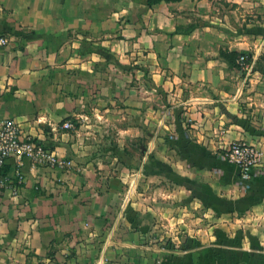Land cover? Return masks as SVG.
Wrapping results in <instances>:
<instances>
[{
  "label": "crops",
  "instance_id": "crops-1",
  "mask_svg": "<svg viewBox=\"0 0 264 264\" xmlns=\"http://www.w3.org/2000/svg\"><path fill=\"white\" fill-rule=\"evenodd\" d=\"M0 38V120L71 162L0 192V264H264V177L216 155L264 151V0H0ZM151 123L163 157L119 165Z\"/></svg>",
  "mask_w": 264,
  "mask_h": 264
},
{
  "label": "built area",
  "instance_id": "built-area-1",
  "mask_svg": "<svg viewBox=\"0 0 264 264\" xmlns=\"http://www.w3.org/2000/svg\"><path fill=\"white\" fill-rule=\"evenodd\" d=\"M5 42L4 38H0V43ZM237 62L241 73L250 75L254 64L249 61L247 55H241ZM70 127L69 123L64 124V128ZM220 158L238 168L241 182H247L256 175L255 168L261 160L258 149L245 142L232 143ZM10 160H14L16 164L12 173L6 171ZM24 160L33 165L60 169L71 164L38 140L25 135L14 119L0 120V192H7L11 196L19 194L25 183V176L21 171Z\"/></svg>",
  "mask_w": 264,
  "mask_h": 264
},
{
  "label": "rangeland",
  "instance_id": "rangeland-1",
  "mask_svg": "<svg viewBox=\"0 0 264 264\" xmlns=\"http://www.w3.org/2000/svg\"><path fill=\"white\" fill-rule=\"evenodd\" d=\"M241 53H245V51H241L240 53H237V56L234 61V66H236L239 69V65L237 60L241 56ZM154 110H157V108L154 107ZM185 124V129L188 130V124L189 121L184 120ZM157 128L158 125L155 123H151L149 125V128L145 130L144 134L141 135V132H138L132 136L133 138H128L127 140H123V142H118L119 143V151L121 152V156H119L118 159V164L120 165L121 163L125 164H130L132 169H139V167L142 166L144 163H149L147 154L150 153L154 158H159L163 157V153H160L161 148L164 146L167 148L168 146V138L174 137L175 131L172 129H165V133L160 134L159 138H161L160 141L156 139L157 137ZM234 142H245L250 145H254L259 153L261 160L258 162V165L255 169L256 175H260L264 173V151L262 147H259L258 145L252 144L251 142H248L246 140L238 139V140H233L229 142L228 144L224 145L222 148H219L216 150V155L220 158L221 156L225 155L226 149ZM153 143V144H152ZM155 143V144H154ZM221 159V158H220ZM153 181H157V177L151 178ZM163 179L160 178L159 181H162ZM161 186V183L159 184L158 182H151L150 184V190L154 196V190L158 187ZM126 193L125 189L122 191V196H124ZM137 202H140V200H137ZM165 240V239H164Z\"/></svg>",
  "mask_w": 264,
  "mask_h": 264
},
{
  "label": "trees",
  "instance_id": "trees-1",
  "mask_svg": "<svg viewBox=\"0 0 264 264\" xmlns=\"http://www.w3.org/2000/svg\"><path fill=\"white\" fill-rule=\"evenodd\" d=\"M162 1H164V2H173V1H180V0H146L147 4H148L149 6H152V5L157 4V3H159V2H162ZM241 55H247L249 61L251 60L249 54H247L246 52H245V53H241ZM236 56H237V54H235V55L229 60V62H230L231 64H233V65H234V61H235ZM218 158H219V157H218ZM219 159H220V158H219ZM225 162H227V161H225ZM227 163H229V162H227ZM229 164H231V163H229ZM231 165H234V164H231ZM260 177H264V176H263V175H255V176H253V177H252L249 181H247V182H252L254 179H257V178H260ZM239 180H240V176H239Z\"/></svg>",
  "mask_w": 264,
  "mask_h": 264
}]
</instances>
